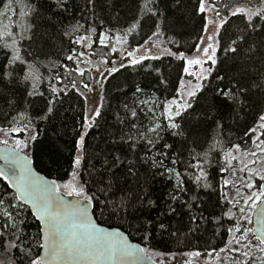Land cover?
I'll list each match as a JSON object with an SVG mask.
<instances>
[{"label": "snow or ice", "instance_id": "1", "mask_svg": "<svg viewBox=\"0 0 264 264\" xmlns=\"http://www.w3.org/2000/svg\"><path fill=\"white\" fill-rule=\"evenodd\" d=\"M16 3L19 0H3V11H0V18L9 20L7 24L0 21V52L4 56L0 60V85L8 89L7 92L0 90V99L15 111L8 120V127H0V144L5 145L0 149V159L4 161L0 167V178L7 182L5 192L8 187L15 188L14 193L7 195L0 192V248L6 254L12 250L18 251L21 264H24L25 257L27 264H52L53 261L60 264H65L66 261L73 264H103L104 261H109L110 264H143L145 258L152 264H165V260L160 259L165 256L169 258L168 264H204L203 257H212L219 264H224V258L220 254L225 252L239 254L229 257V264H264V111L258 116L255 126L245 132V136L251 133L249 139L254 148L247 147L243 141L225 147L217 138V132L206 150L197 151L203 145L193 138L187 119L189 110L192 109V99L198 92L202 94L203 82L222 63L217 55L218 50L241 58L244 61L241 69L246 76V80L242 76H234L223 87H217L215 95L222 103L230 101V106L244 105L253 89L264 92V0H248V3L231 6L225 3L222 7H217L216 0H197L196 12L213 14L203 26L204 34L197 37L198 43L189 50L190 54L179 48L176 51L170 48L163 50L164 55L184 61V75L180 77L176 94L163 101L142 100L133 107L124 104L126 116L121 119L117 113V119L121 125H127L128 132L119 135L118 139L114 136L105 148L97 145L91 152L88 151L87 137L103 118V82L95 77L92 78V84L84 80L86 70L81 65L93 62L91 59L85 61L84 57L88 53L77 50L76 46L91 49L99 44L111 47L112 52L117 51L110 43L112 30L98 32L93 26L98 19L94 11L98 0H88V5L93 10L92 24L86 27L85 23L77 20L63 28L61 34L68 37L70 46L64 60L53 64L52 68L56 70L52 71L50 68V75L47 77L39 71L37 65L40 62L36 57L22 47L23 41L33 40L35 24L14 21L8 15L17 14V9L13 7ZM53 3L54 15L68 11L67 0H53ZM154 3L155 0H142L140 13L156 16ZM25 7L29 10L19 13L25 21L33 13L39 15V10L34 5L25 4ZM225 12L227 15L222 14ZM231 17H240L243 27L234 32V38L230 37V42L224 45L221 31L230 23ZM143 18V15L137 17L126 30L118 31L114 37L116 42L122 46L127 45V35L140 27ZM83 19L87 23L88 18ZM100 25H103L102 19ZM155 28L157 31H153L142 44L127 51L130 64L139 65L148 59H160L159 56L149 55V45L155 46L154 38L158 40L161 35L160 24L157 23ZM81 32L84 34H80ZM253 34L261 39H253ZM167 42L174 43L171 38ZM96 54L95 51L92 53ZM101 63L107 65L109 61L103 60ZM124 66L121 61L120 67ZM253 67L255 71L249 72L248 69ZM96 71L97 75H103L99 68ZM118 71L119 68L115 65L108 69L109 74ZM185 77L191 79L186 80ZM45 79L48 81L47 96L38 86ZM216 79L224 83L226 77L217 75ZM65 80L67 83H64ZM22 82L30 84V88L26 89L28 97L39 96L46 99L45 108L39 114L42 121L50 119L55 106L62 103V97L67 96L71 90L79 93L85 105H93L84 108L78 121L69 180L60 182L57 179H47L29 164L30 157L26 150L38 139L40 132L35 130L33 118L27 114V110L17 107L15 94L9 87ZM161 83L166 81L161 80ZM136 92L140 93L142 89L137 87ZM93 93L98 99L94 100L90 95ZM214 108L215 105L209 106L206 119L214 123L217 129H222L223 124L213 114ZM11 133H21L25 138H12L10 143ZM166 135L182 138L179 151H176L175 142L166 141ZM141 151L144 155H140ZM185 151L187 157L181 159ZM214 151L221 157L216 161L218 172L225 174L220 176V200L226 202V210L214 217L213 222L220 226L215 229L214 234L219 235L223 228L225 234L231 237L224 247H212L203 252L192 249L179 253L150 254L149 248L129 242L130 233L126 235L120 230L123 225L105 228L93 219L98 209L100 217L107 213L109 217L125 220L129 228L141 232L142 241L150 242L153 231L167 232L169 225L159 218L142 220L135 215L139 211L137 204L140 207L147 205L149 208L156 206V201L151 199L149 190L144 186L147 180L141 182L140 167L147 164L152 170L153 180L159 176L170 183L167 213L161 215L172 216L178 214L177 205H186L191 211L193 202L197 200L195 195L190 200L182 199V195H188L191 191L186 186V180L197 188L212 187L209 183V169L213 164L211 153ZM246 157L249 159H245ZM181 165L183 171L179 170ZM130 178L134 183L129 182ZM233 190L235 195L232 194ZM28 205L33 210L30 214L39 221L34 235H29L25 230L28 226ZM89 205L93 206L92 215H89ZM249 213L256 217L255 228L245 226V222L253 223ZM224 217L228 221L235 218L236 223L225 227ZM198 219L204 217H191L194 224ZM195 230L193 228L190 231ZM169 234L176 236V232ZM34 248L44 249L45 255H34ZM9 264L14 262L10 260Z\"/></svg>", "mask_w": 264, "mask_h": 264}, {"label": "trees", "instance_id": "2", "mask_svg": "<svg viewBox=\"0 0 264 264\" xmlns=\"http://www.w3.org/2000/svg\"><path fill=\"white\" fill-rule=\"evenodd\" d=\"M141 2L142 0H98L94 10L98 19L95 20L93 26L97 28L98 32L111 29L110 43L111 46H115L117 49L115 34L118 31L126 30L137 17L143 15L144 18L141 20L140 27L126 37L128 40L127 45L130 48L142 44L153 31H157L155 25L158 23L160 24L159 31L172 51L179 48L180 51L190 54L189 50L192 49L194 44L198 43L197 37L203 35V26L206 23L205 13L196 12L197 0H155L153 10L156 11V16H152L151 13H140ZM225 3L231 6L233 4L248 3V0H216L217 7H222ZM25 4H32L38 8L39 15L33 13L25 21L24 17L19 15L20 11L27 12L29 10L25 7ZM13 7L17 9V14L12 16V13H8L12 20L35 24L33 40L23 41L22 47L31 52L40 62L37 66L45 77L50 75L49 69L52 68L53 64L64 60L70 46L68 37L61 34L63 28L74 24L77 20L80 23H85L86 27L88 24L93 23V10L88 5V0H67L68 11L55 15L53 0H19V3L14 4ZM0 11H3V0H0ZM222 14L227 15L226 12ZM84 17L88 18L87 23L83 19ZM101 19L103 25H100ZM0 21L4 24L9 23L7 18H0ZM241 27H243L242 19L231 17L230 23L221 31L222 43L224 45L229 43L230 37L234 38L232 34ZM80 34L84 33L81 32ZM169 38L174 43H168ZM252 38L257 41L261 39L255 34ZM93 39H95V36H93ZM76 48L79 51L81 50L78 45ZM88 50L91 54L94 51L97 53L92 56L104 60L117 57L119 51L117 49L116 52H112L111 47H103L99 44ZM217 55L222 63L218 64L216 71L203 82L202 94L198 92L196 97L192 99V109L189 110L187 117L189 121L188 129L192 132L193 138L203 145V148H198L197 151L206 150L212 144V138L216 136L217 132H219L217 138L222 141L225 147L242 141L249 146L251 133H249V136H245V132L255 126L258 116L264 111V92H259L256 89H253L249 94V99L244 105L230 106V101L225 104L216 97L215 90L218 86L223 87L228 79L234 76H242L246 80V76L243 75L241 69L244 64L241 58L233 57L231 53L219 50ZM3 59V53L0 52V60ZM123 63L124 67H120V63H108L103 75H101L103 76L102 92L105 97V107L103 118L99 120L97 127L92 129L87 137L89 152L96 149L97 145L100 148H105L107 142H110L114 136L118 139L119 135L128 132L127 125H121L117 119V113H119L121 119L126 116L124 104L133 107L142 100L151 101L157 98L163 101L170 99L176 94L180 77L184 75L182 71L184 61L168 55L160 56L158 60H145L139 65H132L128 62ZM113 65L118 67L119 71L109 74L108 69ZM81 67L86 70L84 80L90 83L92 68H88L86 64H82ZM55 70L52 68V71ZM248 71L254 72L255 68H249ZM217 75L226 77L224 83L216 79ZM161 80L166 81V83H161ZM64 83H67V80ZM38 86L40 91H44L45 96H47L48 81L45 79ZM58 86L62 87L63 85ZM9 87L15 94L17 107L21 110H27V114L33 118V124L36 126L35 130L40 132L38 139L31 144V157L35 167L43 174L60 182L69 180L70 176L68 174L71 172V160L75 152L74 139L79 128L78 121L84 108L87 107L83 98L79 96L77 91L71 90L67 96L62 97L63 102L55 106L54 112L50 114V119L42 121L39 119V114L45 108L46 99L39 96L28 97L26 89L30 88V84L26 82L9 85ZM137 87L141 88L142 92L137 93ZM0 90L8 91L3 85H0ZM210 105H215L213 114L217 116V119H220L223 124L222 129H217L214 123L206 119L205 114ZM14 114L15 111L0 99V127L7 128L8 120ZM144 123H147V121L144 120ZM20 136L22 135L20 134ZM165 139L168 143L175 142L176 151H179L182 138L166 135ZM140 155H144V152L141 151ZM186 157L187 152L185 151L181 159ZM211 158L213 164L209 169V183L212 187L207 189L197 188L191 181L186 180V186L191 191L188 195H182V199L190 200V197L195 195L197 200L193 202L191 211L186 205H177L178 214L172 216L161 215V213H167V205L170 202L167 199V193L171 188L170 183L159 176L153 180L152 170L147 164L140 167L141 182L147 180L144 186L149 190L151 199L156 201V206L149 208L147 205L140 207L137 204L139 211L135 215L142 220H156L159 218L169 225L167 232L153 231L150 242L142 241L141 232L129 228L125 220L109 217L107 213H105V216L100 217L98 209L95 217L100 223L109 227L123 225L121 229L127 234L130 233L129 236L132 240L139 242L142 247H147L156 252L179 253L192 249H199L203 252L210 250L212 247L217 249L224 247L230 236L225 234L223 228L220 229L219 235H215V229L220 226L213 222L214 217L220 216L222 211L226 210V202L220 200L219 183L222 173L218 172L216 163L221 157L214 151L211 153ZM179 170L183 171L182 165L179 166ZM129 182L134 183V180L130 178ZM6 186L7 182L0 178V192H4L5 195L14 193L11 187H8L7 192H5ZM27 209L29 213L28 226L25 230L29 235H34L37 232L39 221H36L30 214L31 211L28 206ZM192 216L198 218L202 216L204 219H198L194 224L191 221ZM234 219L228 221V218L224 217L225 227L233 224ZM193 228H196V230L190 231ZM170 232H176V236H170ZM37 253H40V249L34 248L33 254ZM225 254L224 264H229L228 258L232 255H239L229 252H225ZM257 255L260 254L257 253ZM10 260L14 264H21L20 253L12 250L6 254L3 248H0V262L9 264ZM24 264H27V257L24 258Z\"/></svg>", "mask_w": 264, "mask_h": 264}, {"label": "rangeland", "instance_id": "3", "mask_svg": "<svg viewBox=\"0 0 264 264\" xmlns=\"http://www.w3.org/2000/svg\"><path fill=\"white\" fill-rule=\"evenodd\" d=\"M212 13L211 12H207V13H205V16H206V22L208 21V20H210L211 18H212ZM204 34V33H203ZM154 40L156 41V43H155V46H151V45H149L150 47H151V52H150V54L149 55H154V56H164V54H163V50L165 49V48H170L171 49V47L166 43V41L164 40V38H163V36H162V34L160 35V37H159V39L158 40H156V38H154ZM115 45V44H114ZM117 49L119 50L118 51V55H117V57H114V58H112L111 60H108L109 61V63H112V64H119L121 61H123V62H128L129 63V58H127V51H130L132 48H135V47H137V46H139V45H135L134 47H129L128 45H120V44H118L117 43ZM172 50V49H171ZM80 51H86L87 53H88V55L87 56H85L84 57V60L85 61H87L88 59H91L92 60V62L93 63H91V64H86V66L88 67V68H92L91 69V72H92V78L93 77H95L96 79H98V80H101L102 82H103V76H101V75H97V71H96V69L97 68H99L100 69V71L103 73L104 72V70L107 68V66L105 65V64H103V63H101V61H103L104 59L103 58H100V57H98V58H96V57H94V56H92V54L89 52V50L88 49H81ZM93 57V58H92ZM107 60V59H106ZM84 67H85V65H83ZM185 79L186 80H188V79H191V78H189V77H185ZM93 83V80L91 79V82H90V84H92ZM195 83V81H193V84ZM98 91H101V89H97ZM93 98H94V100H96V99H98V97L96 96V94L95 93H93V94H90ZM156 101H160L159 99H155ZM93 105H87V107H92ZM20 134L21 133H11L10 134V143H11V139L12 138H21V139H23V138H25L22 134V136H20ZM32 144V143H31ZM31 144H30V146H29V148L26 150L27 151V153L29 154V155H31ZM1 145H3V144H1ZM247 147H249V148H254V145H252V143H250V145L249 146H247ZM245 159H249V158H245ZM225 175V174H224ZM256 180L258 181V177L256 178ZM232 194L233 195H235V192H234V190H233V192H232ZM250 215H252V213H249ZM252 218H253V215H252ZM234 223H236V219H234V221H233ZM233 223V224H234ZM245 226H247V227H252L253 228V226H252V224H247V222H245ZM230 239H231V237H230ZM154 252H156V251H153V250H150V254L151 253H154ZM167 254V253H166ZM221 255V257L222 258H224V257H226V254L225 253H221L220 254ZM153 259H156V257H153ZM160 259H164L165 260V264H168V260H169V258L167 257V256H165V257H160ZM177 259L179 260V257H177ZM202 260L204 261V264H219V262L218 261H216L214 258H212V257H203L202 258Z\"/></svg>", "mask_w": 264, "mask_h": 264}, {"label": "water", "instance_id": "4", "mask_svg": "<svg viewBox=\"0 0 264 264\" xmlns=\"http://www.w3.org/2000/svg\"><path fill=\"white\" fill-rule=\"evenodd\" d=\"M4 147H5V145H1V144H0V149H3ZM27 155L30 157L29 164H30L31 167L34 168L35 171H37L40 175L44 176V177L47 178V179H50V180L53 179V178L48 177L47 175L43 174L42 172H40V171L35 167L31 155H29L28 153H27ZM3 164H4V161H3L2 159H0V167H2ZM12 189H13L14 192H15V188H12ZM69 199H72V198H69ZM28 207H29V210L32 212L33 210L31 209V205H28ZM92 213H93V206H92V205H89V215H92ZM93 219L96 220L98 223H100V222L97 220V218H96L95 216L93 217ZM252 220H253L252 226H253V228H255V227L257 226L255 215H253ZM100 225H101L102 227H105V228H115V227H109V226L104 225V224H102V223H100ZM120 230L123 231V232H125V231L122 230V229H120ZM125 234L128 235L126 232H125ZM128 239H129V242H130V243L137 244L138 246H141V244H140L139 242L132 240V239L130 238L129 235H128ZM141 247H142V246H141ZM39 254H40L41 256L45 255V250H44V249H40V253H39ZM52 264H60V262H58V261H53ZM65 264H73V262H71V261H66ZM83 264H87V262H83ZM103 264H110V262H109V261H104ZM133 264H135V262H133ZM143 264H152V262H151L150 260H148L147 258H145Z\"/></svg>", "mask_w": 264, "mask_h": 264}, {"label": "flooded vegetation", "instance_id": "5", "mask_svg": "<svg viewBox=\"0 0 264 264\" xmlns=\"http://www.w3.org/2000/svg\"><path fill=\"white\" fill-rule=\"evenodd\" d=\"M222 175H224V174H222Z\"/></svg>", "mask_w": 264, "mask_h": 264}]
</instances>
